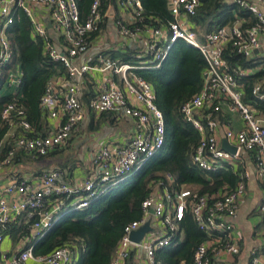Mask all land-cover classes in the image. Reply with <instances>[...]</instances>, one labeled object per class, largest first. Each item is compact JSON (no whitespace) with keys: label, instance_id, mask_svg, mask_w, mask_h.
Here are the masks:
<instances>
[{"label":"built area","instance_id":"2783aa9c","mask_svg":"<svg viewBox=\"0 0 264 264\" xmlns=\"http://www.w3.org/2000/svg\"><path fill=\"white\" fill-rule=\"evenodd\" d=\"M77 2L0 0V80L3 68L13 56L5 29L13 24L16 11L29 19L32 36L43 41V55L62 63L67 72L66 76L50 79L40 98L39 107L46 120L52 122V129L46 136L26 135L32 128L24 118L16 95L21 83L20 69L9 71L2 85V91L14 98L1 112V118L8 126L5 139L13 142V147L0 160V174L7 172V182L0 191V243L3 241V229L22 213H27L29 218L38 215L29 226V231L35 239L42 237L54 215L63 207L75 210L87 208L102 189L126 177L161 149L165 139L164 120L154 104L152 84L137 75L136 71L145 66L158 67L179 40L199 50L207 63L201 90L182 107L183 116L200 135L192 156L193 163L203 171L215 172L226 166L236 168L242 162L243 153L254 152L256 179L264 188V118L257 113L254 103L243 101L242 85L236 78L253 74L255 70H231L223 58L228 44L246 58L259 48L260 37H264V0H257L256 3L234 0L235 4L254 16V26L243 28L245 21L237 19L233 24L207 34H200L189 23L196 14L199 0H166L172 20L165 26L154 25L144 29L137 26L143 19L141 0H112L103 14L101 0H93L85 19L80 17ZM103 18L114 20L119 46L124 50L130 40L139 37L144 40L145 49L137 57L132 55L133 63H122L102 53L117 51V47L108 45L105 36H95L100 34ZM94 36L96 45L106 46L102 50L98 47L90 57L95 48ZM86 76L95 80V93L84 104L81 96ZM261 90V83L251 90L257 101H264ZM89 112L131 119L135 125L128 142L94 148L90 155V173L81 184L71 186L60 182L62 171L57 169L40 175L17 176L13 171V159L18 151L40 157L55 148L65 147L72 130L87 118ZM220 112L237 115L242 128L233 130L228 123H218L219 119L212 116ZM219 124H223L224 139L235 148V153L220 147L217 136ZM18 129L22 135L16 132ZM167 178L171 180L169 175ZM247 179L248 174L242 171L240 181L233 189L213 196L199 195L189 189L171 192L167 188L160 189L158 183L142 202L141 217L124 227L110 264H128L131 256L137 254V264H162L156 252L170 245L185 212L190 213L198 229L206 236V240L195 250L191 264H211L209 256L238 254L230 220L237 213L239 201L246 195ZM68 199L72 200L69 204L66 203ZM46 201L50 203L49 207H46ZM258 210L264 217V202ZM146 223L161 231L146 233L138 243L131 241V233ZM74 258L73 251L67 246L57 248L46 256H34L31 249H26L7 259L5 264H26L28 261L34 264H73ZM250 264H264V253L254 254Z\"/></svg>","mask_w":264,"mask_h":264},{"label":"trees","instance_id":"16d2710c","mask_svg":"<svg viewBox=\"0 0 264 264\" xmlns=\"http://www.w3.org/2000/svg\"><path fill=\"white\" fill-rule=\"evenodd\" d=\"M111 1L101 0V14L106 11ZM92 2L93 0H78L81 19L86 18ZM141 3L143 19L137 24L141 29L154 25L165 26L172 20L166 0H141ZM237 19L245 21L243 28L256 24L254 16L235 3L229 4L225 0H199L196 14L190 21L200 28V34H207L225 25H231ZM5 35L13 56L10 63L3 68L0 80V160H3L8 150L13 147V142L5 139L8 126L1 118L2 109L14 98L7 92L1 94L9 71L17 68L21 71V83L16 95L24 118L32 128L26 135L32 137L49 134L45 113L39 107L40 98L44 95L50 79L67 75L62 63L54 62L43 55V41L32 36L30 21L22 12L14 13L13 24L5 29ZM102 53L110 59L121 58L122 63L134 62L132 51L118 55ZM223 58L231 70L253 69L259 65V62H256L258 59L237 54L231 44L225 47ZM206 69L207 63L199 50L179 40L160 66L136 71L137 75L152 84L154 104L164 120L165 139L161 149L139 170L109 186L106 193L93 199L87 208L61 213L62 216L40 240H32L29 231V226L38 217L29 218L27 213L21 214L11 225H7L3 232H10L15 242L29 238V247H26L31 248L34 256H46L57 248L67 246L75 255L73 264H110L123 236L124 227L141 217V204L158 183L160 189L167 188L171 192L189 189L207 196L233 189L242 176V165L238 164L236 168L226 166L215 172H206L192 161L200 135L183 116L182 107L201 90ZM236 78L242 85L243 101L254 103L256 111L264 114V101H257L251 95V90L257 83L262 84L261 93L264 94V69ZM227 116L226 112H220L213 113L212 118L223 121ZM16 132L22 135L20 129ZM64 149L55 148L40 157L18 151L13 159V166H26V170H34L35 175L48 173V165L44 167L41 165L42 161L62 154ZM249 153L254 159L255 153ZM69 164V159L62 162L57 165L58 170L66 169ZM168 175L171 180L167 178ZM178 230L170 245L156 252V257L162 264H191L195 250L206 240L205 234L198 229L189 212H185L182 220L178 222ZM179 236H182L180 243Z\"/></svg>","mask_w":264,"mask_h":264},{"label":"crops","instance_id":"0c3cea01","mask_svg":"<svg viewBox=\"0 0 264 264\" xmlns=\"http://www.w3.org/2000/svg\"><path fill=\"white\" fill-rule=\"evenodd\" d=\"M225 1L229 4L234 3V0H225ZM247 1L251 3H256L257 0H247ZM113 23H114L113 19L105 18L101 22L100 34L98 35L99 37L105 36L107 38L108 45H111V47H117V51L111 53L118 55V54H123V52H126V54H129V51H132L133 56L137 57L141 55L142 50L145 49L144 40H142L140 37L139 39L137 38L130 40L127 44V49L124 50L121 47V45L119 46V41L116 35V31L113 27ZM189 23L192 28H195L197 31H200V28L194 25L191 21H189ZM225 26H229V25H225ZM140 36L144 37L142 35ZM92 41L95 48L94 50L91 51L90 57L94 55V51H97L96 49H98V47L100 48V50H102L103 47L106 46L103 45V47H100L96 45L95 37ZM259 43H260L259 48L253 50L250 55L251 58L258 59L256 62H259V65L257 67H254L255 71L262 68L264 69V60H262L264 59V37H260ZM116 59L121 61V58H116ZM156 67L157 66H145L140 69H145V68L152 69ZM115 78L116 80H118L119 77L116 76ZM82 89H83V95L81 96V100L84 104H87L89 99L95 93V80L92 79L90 76H86L82 85ZM1 93H6V92L2 91ZM226 113L228 115L227 118H225L223 121L218 120L219 121L218 123H226V124L228 123L230 124L231 128H233V130L241 129L242 125L241 122L239 121L238 116L228 112ZM257 113L264 118V114L262 112L257 110ZM46 123H47V128L49 129L48 132H50V130L52 129V122L46 120ZM134 125H135L134 122L129 118H121L108 113L95 114L89 112L87 118L72 130L69 142L71 143V140L73 139L74 141L78 140V138L80 139L77 145H75L76 143H74L73 149L75 150V155L74 157L69 156L70 164L66 169L61 170L62 176L59 181L71 186L76 184H81L84 180H86V178L90 173V155L92 153V150L94 148L103 145H108V144L121 145L128 142L129 137L133 132ZM222 129H223V124H219L217 130V136L218 139L220 140V147L222 146V141L224 140ZM63 153L65 155V152ZM60 155H57L49 159L47 161V164H43L46 162V160L42 161L41 165H43L44 167L48 165L47 171L56 170V169L58 170L57 165H61V162H59L58 159V156ZM147 161L136 166L133 169V171L137 169L139 170ZM240 165H242V170L248 174L247 192L246 195L238 203L237 213L235 217L230 220V222L234 227L233 236L234 239L236 238L239 252L236 255L218 254V255H214L212 258L211 256H209L211 264H250L251 257L254 254L264 253V217L260 214L258 210L260 205L264 202V188L256 179L255 158L253 159L251 153L245 152L242 154V162ZM24 168L26 169V166L17 165L16 167L13 168V171L17 173V176L21 175L19 177H25L35 174L34 170L23 171ZM129 174L126 177H128ZM126 177L117 180L112 185L122 181ZM6 182H7V172L5 171L4 173L0 174V191L3 189V186L5 185ZM107 188L102 189V192L99 196L104 195L107 191ZM71 201H72L71 199H68L66 203L68 202L69 204L71 203ZM49 205L50 203L46 201V207H49ZM67 210H75V209L70 207H63L62 210H60L58 213L54 215L53 217L54 219L50 223L44 235L51 227V225L62 216L61 213H65L67 212ZM33 217H38V215L35 214L33 215ZM150 228L151 230L147 232L148 234L151 232L153 233L157 230L159 232L161 231L160 228L154 229V227H152L151 225ZM178 232L179 230L177 231V233ZM42 237L37 239L32 237L31 239L38 241ZM178 240H177L178 243H180L182 241V236H179ZM28 243H29V238L26 237L21 239L20 241L15 242L13 237L10 235V232L4 231L3 241L2 243H0V264H5V261L7 259L12 257L13 255H18V253H20L23 250L31 249V248H27L29 247L27 246ZM137 261H138V254L135 256L132 255L128 264H137L138 263ZM26 264H34V263L32 261H28L26 262Z\"/></svg>","mask_w":264,"mask_h":264},{"label":"water","instance_id":"95a60500","mask_svg":"<svg viewBox=\"0 0 264 264\" xmlns=\"http://www.w3.org/2000/svg\"><path fill=\"white\" fill-rule=\"evenodd\" d=\"M48 27L50 26L49 24L47 25ZM222 149L229 152V153H235V148L231 147L227 144V141L224 139L222 141ZM151 212V211H150ZM152 213V212H151ZM151 230L149 223H146L145 225H143L142 227H140L138 230L134 231L133 233H131L130 235V240L138 243L142 240V238L144 237V235L149 232Z\"/></svg>","mask_w":264,"mask_h":264},{"label":"rangeland","instance_id":"374dc122","mask_svg":"<svg viewBox=\"0 0 264 264\" xmlns=\"http://www.w3.org/2000/svg\"><path fill=\"white\" fill-rule=\"evenodd\" d=\"M79 139H80V138H78V140H75L76 142H75L74 139H73V140H71V143L68 142V144H67L65 147H63V148H65V149H64V152H65V155H66V156L64 155V153H62L60 156H58L59 162H61V163H62V162H65L67 159L70 160L69 156L74 157V155H75V150L73 149V145H74V143H76L75 145H77ZM47 161H48V160H46V162L43 163V164H47ZM25 170H26V169L24 168L23 171H25ZM27 170H28V168H27Z\"/></svg>","mask_w":264,"mask_h":264}]
</instances>
